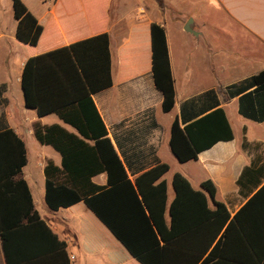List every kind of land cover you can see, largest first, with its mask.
Segmentation results:
<instances>
[{"label": "trees", "instance_id": "trees-1", "mask_svg": "<svg viewBox=\"0 0 264 264\" xmlns=\"http://www.w3.org/2000/svg\"><path fill=\"white\" fill-rule=\"evenodd\" d=\"M12 8L17 41L35 46L42 26L21 0H12ZM144 27L147 34L140 33L139 44L133 45L137 31ZM134 47L142 50L141 71L130 68L131 55H137ZM120 53L123 71L152 73L154 86L163 97L162 111L170 112L175 93L164 29L155 23L133 27L130 41ZM62 77L67 81L64 86ZM21 85L28 108L35 109L39 117L56 114L78 134L59 125L35 124L33 128L39 144L61 155L60 167L48 161L43 170L45 204L51 211L86 210L79 223L86 250L118 249L110 256L117 264H264L262 157L244 168L237 181L239 193L251 195L233 216L216 200L211 181L201 183V191L194 190L179 173L172 176L174 197L168 203L163 179L169 170L166 164L133 181L127 177L91 99L92 94L112 85L108 34L29 58ZM227 93L238 97L241 116L264 121V70L228 87ZM53 98L58 100L52 102ZM209 110L183 127L177 118L173 120L169 146L179 163L195 161L217 142L233 139L223 110ZM25 165L22 140L13 130L0 131V245L5 264H70L65 243L33 206L21 177ZM99 174H106V186L92 183Z\"/></svg>", "mask_w": 264, "mask_h": 264}, {"label": "crops", "instance_id": "crops-1", "mask_svg": "<svg viewBox=\"0 0 264 264\" xmlns=\"http://www.w3.org/2000/svg\"><path fill=\"white\" fill-rule=\"evenodd\" d=\"M21 1L43 30L35 46L18 42L12 0H0V131L13 130L24 143L26 165L21 177L27 183L40 218L65 243L70 264H117L110 256L118 249L86 250L85 238L79 231L80 217L86 210L80 207L51 211L45 204L43 170L48 161L60 167L61 155L50 146L36 141L34 125H59L69 133L78 134L56 114L39 117L35 109L28 108L21 78L29 58L75 42L108 34L112 85L92 94L91 99L104 123L107 138L131 181L157 165L166 164L169 166L166 174L171 176L170 195L166 174L163 176L168 203L174 197L171 180L175 173L185 177L194 190L201 191V183L211 181L216 188V200L226 206L231 216L246 203L251 194H240L237 181L244 168L249 167L255 158L262 157L259 164L264 163V121L255 122L241 116L238 97H229L227 88L264 70V0H202L213 8L219 22L215 25L205 22L199 27L192 20L191 28L196 34L191 35L201 38V42L195 46L196 58L186 55L183 74L179 71V57L169 43L167 30L172 28L179 34L186 33L183 28L190 18L188 16L168 17L154 5H143L137 9L142 11L138 13L140 20L132 12L124 17L120 12H114V0ZM150 23L161 26L165 32L175 93L170 112L162 111L163 97L155 88L150 71L138 74L121 68L123 57L120 52L130 41L131 29ZM193 63L201 65V76L193 74ZM61 81L63 86L67 82L64 78ZM57 100L51 99L52 102ZM217 108L223 110L233 139L217 142L200 152L195 161L179 163L169 146L173 120L177 118L183 127L189 119ZM91 181L95 185L106 186V174H99ZM35 189L42 202V212L35 202ZM62 211L72 221L76 218V231L56 217L55 214ZM71 220L63 219L68 223ZM0 264H5L1 245ZM128 264L138 263L129 261Z\"/></svg>", "mask_w": 264, "mask_h": 264}, {"label": "rangeland", "instance_id": "rangeland-1", "mask_svg": "<svg viewBox=\"0 0 264 264\" xmlns=\"http://www.w3.org/2000/svg\"><path fill=\"white\" fill-rule=\"evenodd\" d=\"M148 6V5H154L156 9H160L163 11L164 15H167L168 17H177V18H185L190 17L188 20H193L195 26L201 27L205 22L207 24H217L219 21V17L215 14L213 8L209 5H206V3H202V0H114V12H117L120 14H123L124 17H127L130 12L136 13L135 18L140 20V16L138 13H142V11L138 12V8ZM116 13V14H117ZM115 14V15H116ZM119 15V14H117ZM126 19V18H125ZM144 32V34H147V29L144 27L140 28L137 31V38L133 39V45L136 43L139 44L138 35L140 33ZM167 36L169 43L173 46L174 53L179 57V71L180 73L185 72L186 68V55H189L190 58H196L198 55L197 53V42H201V38H196L195 36L191 34L177 33L174 29L170 28V30H167ZM135 51H137V55L132 54L131 61H130V68L135 69L138 71L143 70V61L142 57L139 56L142 55V50L138 51V47L132 48ZM200 51V50H199ZM196 55V56H195ZM195 56V57H194ZM136 57V58H135ZM136 60V62L134 61ZM129 63V62H128ZM191 67L193 69V74L197 77L202 75V67L200 64H191ZM201 67V69H200ZM166 179L169 182V189L168 193L171 194V187H170V173L165 175ZM34 196H35V202L39 208V211L41 210V201L39 200V197L37 195V190H34ZM42 212V210H41ZM56 217L60 220L61 223L64 225H67L69 229H74L76 231L77 229V221L74 217L73 221L71 218L66 214V212L62 211L58 214H55ZM55 217V216H51ZM63 219L71 220L70 223L63 221Z\"/></svg>", "mask_w": 264, "mask_h": 264}, {"label": "water", "instance_id": "water-1", "mask_svg": "<svg viewBox=\"0 0 264 264\" xmlns=\"http://www.w3.org/2000/svg\"><path fill=\"white\" fill-rule=\"evenodd\" d=\"M192 20H188L183 28L186 33L195 35L196 33L191 28Z\"/></svg>", "mask_w": 264, "mask_h": 264}]
</instances>
